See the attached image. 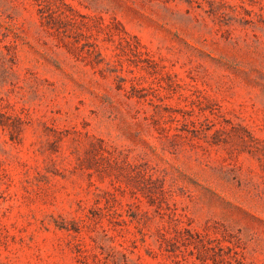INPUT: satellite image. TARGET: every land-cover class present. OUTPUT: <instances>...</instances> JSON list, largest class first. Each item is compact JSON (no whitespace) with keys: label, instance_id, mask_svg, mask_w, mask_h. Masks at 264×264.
Instances as JSON below:
<instances>
[{"label":"rangeland","instance_id":"1","mask_svg":"<svg viewBox=\"0 0 264 264\" xmlns=\"http://www.w3.org/2000/svg\"><path fill=\"white\" fill-rule=\"evenodd\" d=\"M0 264H264V0H0Z\"/></svg>","mask_w":264,"mask_h":264}]
</instances>
